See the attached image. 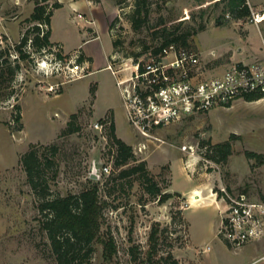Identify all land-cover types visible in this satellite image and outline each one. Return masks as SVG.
<instances>
[{
  "label": "rangeland",
  "instance_id": "rangeland-1",
  "mask_svg": "<svg viewBox=\"0 0 264 264\" xmlns=\"http://www.w3.org/2000/svg\"><path fill=\"white\" fill-rule=\"evenodd\" d=\"M61 1L50 19L49 40L56 45L37 53L28 41L22 49L29 55L23 59L15 46L28 30L29 38L34 36L37 21L26 20L36 0H0V264H56L40 227L38 197L20 163L32 144L40 153L57 146V174L52 179L53 172L48 173L53 194L79 193L90 178L100 183V196L107 201L101 236L114 238L116 252L106 260L103 244L95 242L91 264H163L161 257L168 252L177 264H264V239L233 248L218 235L221 203L215 196L225 186L264 200V162L247 155H264V97L237 98L143 135L126 116L117 79L130 77L135 53L157 46L161 38L145 26L132 28L126 13L134 0H90L92 11L87 0ZM149 2V25L162 16L178 33L189 31L191 46L202 63L208 62L210 73L225 70L230 54L244 53L238 46L242 23L251 22L250 16L234 18L230 1ZM248 26L254 33L247 51L264 54L256 26ZM41 28L46 30L44 24ZM113 40L119 45L114 47ZM72 64H77L74 71ZM69 121L78 130L64 131ZM111 121L117 136L133 148L136 161L130 163L145 160L162 191L172 197L165 202L153 198L136 176L106 181L119 170L113 165ZM226 141L232 154L225 162L204 153L207 146ZM105 165L109 172L102 170ZM195 184L204 198L198 195L201 199L191 203ZM152 227L158 228L159 239L151 248Z\"/></svg>",
  "mask_w": 264,
  "mask_h": 264
},
{
  "label": "trees",
  "instance_id": "trees-1",
  "mask_svg": "<svg viewBox=\"0 0 264 264\" xmlns=\"http://www.w3.org/2000/svg\"><path fill=\"white\" fill-rule=\"evenodd\" d=\"M36 0V4L30 17L26 20L29 22L37 21L32 27L34 31L33 38H29L31 31H27L21 38V41L16 44L15 49L19 52L20 58H26L29 54L22 47L28 41L33 45L34 51L37 53H45L46 46L53 45L49 40L50 36V19L53 13V8L61 6L57 0ZM117 4H121L127 0H115ZM167 1V0H165ZM230 1L231 12L234 18L241 19L249 17L251 10L247 0H228ZM49 4V6L47 5ZM149 0H134L133 9L126 13L131 26L134 30L141 27H147L152 30L154 37H160L161 42L157 46H143L135 57L138 58L141 54L149 51L150 48L157 52L163 46L176 44L177 46H190V32L184 31L178 33L177 30L171 29L166 25L165 19L160 16L156 24L149 25L150 13ZM44 24L46 30L41 26ZM113 23H111L112 25ZM202 30V29H201ZM56 45V44H54ZM112 45H119L118 40H113ZM60 46V45H59ZM3 54V51H2ZM79 59H83L79 56ZM7 61V60H6ZM93 92V91H92ZM264 97L263 93H250L245 96L248 101L258 100ZM18 107V106H17ZM73 117L75 114L72 115ZM16 120H20V115H16ZM78 126H74L71 121L67 124L64 131H76ZM20 129V125H19ZM109 140L111 148L114 147L113 165L115 169H119L116 174L112 172L107 176L106 181L120 179H129L136 176L142 187L153 198H157L160 202H165L172 193L163 192L161 186L154 179L145 160L136 163L133 148L123 139L117 136L115 124L111 121L109 126ZM57 151V146L51 144L45 147L40 153L39 148L32 144L31 147L20 156V163L27 174V178L32 189L38 197V208L42 217L40 218V227L45 231L49 240L50 255L55 260L56 264H91L93 252L95 251V242L103 244V257L106 260H111L116 252L114 238L106 233L105 237L101 236L102 216L107 201L100 196V183L98 180L90 178L87 186L79 193H68L66 195L53 194L48 184V173L53 172V179L57 174V163L54 155ZM208 157L216 162H225L232 154V146L230 141L217 143L213 146H207L204 152ZM249 157H256L258 161L263 160L264 155L256 152H247ZM123 184V183H122ZM179 195V193H176ZM158 228H151L149 234L150 247H154L158 242ZM137 254H133L136 259ZM172 254L168 252L166 256L161 257L163 264H177V261L172 258ZM170 259H173L170 261Z\"/></svg>",
  "mask_w": 264,
  "mask_h": 264
},
{
  "label": "built area",
  "instance_id": "built-area-1",
  "mask_svg": "<svg viewBox=\"0 0 264 264\" xmlns=\"http://www.w3.org/2000/svg\"><path fill=\"white\" fill-rule=\"evenodd\" d=\"M250 9L251 22L264 21V8ZM78 17L82 19L83 14ZM75 66H69L70 70ZM117 82L131 125L151 136L153 130L172 121L230 105L250 93L264 94V62L233 63L211 74L191 45L172 43L157 52L150 48L135 59L130 77L119 76ZM102 170L109 172V166ZM215 196L221 203L218 235L229 247L264 239V200L225 186Z\"/></svg>",
  "mask_w": 264,
  "mask_h": 264
},
{
  "label": "crops",
  "instance_id": "crops-1",
  "mask_svg": "<svg viewBox=\"0 0 264 264\" xmlns=\"http://www.w3.org/2000/svg\"><path fill=\"white\" fill-rule=\"evenodd\" d=\"M59 2H63L61 0H57ZM89 4V9L90 11L93 10V5H92V2L90 0H87ZM247 3L248 5L250 6V8L254 9V10H261L262 8H264V0H247ZM92 13V12H91ZM244 18H241L239 20H242ZM243 24V35H242V40H240L239 42L241 43L240 46H238V49L240 51H244V53H241L240 55L237 56V54H230L229 55V62H226L223 67L225 68L226 66H230L231 64L233 63H250V62H253V61H262L264 62V54H259L258 56L255 54V53H249L250 49H248L251 41H252V34L254 32H250V29H249V26L248 25H255L256 28H257V31H258V34H259V37H260V40L261 42L263 43L264 45V41H263V38H264V21L259 23V24H255L253 22H245V23H242ZM90 40V39H89ZM250 48V47H249ZM249 50V51H247ZM250 54V55H249ZM108 53L105 54L104 58H103V63L102 64H106V57H107ZM219 58V57H217ZM215 58V59H217ZM204 59V58H203ZM213 59V58H212ZM206 64H208V62L205 61ZM226 65V66H225ZM105 68H107L106 66H104ZM212 69L210 68L208 70V72L210 73ZM224 71V70H223ZM218 73V72H217ZM212 74V73H211ZM196 186L198 185H194L191 189V192H192V202L191 203H197L201 198H204L203 196H201V198L197 201H195L193 199V196H194V191L195 190H200L198 189ZM201 191V190H200ZM191 194V193H190ZM220 222H221V219H220ZM261 241V240H260Z\"/></svg>",
  "mask_w": 264,
  "mask_h": 264
},
{
  "label": "bare ground",
  "instance_id": "bare-ground-1",
  "mask_svg": "<svg viewBox=\"0 0 264 264\" xmlns=\"http://www.w3.org/2000/svg\"><path fill=\"white\" fill-rule=\"evenodd\" d=\"M201 195V191L200 190H195L194 191V200L196 201L197 200V198L199 197V196ZM198 196V197H197ZM202 196V195H201Z\"/></svg>",
  "mask_w": 264,
  "mask_h": 264
}]
</instances>
